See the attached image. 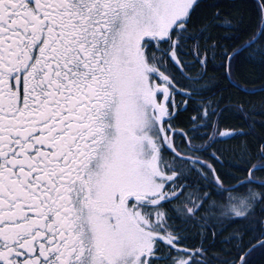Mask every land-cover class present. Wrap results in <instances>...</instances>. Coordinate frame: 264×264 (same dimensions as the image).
Returning <instances> with one entry per match:
<instances>
[{
    "label": "snow or ice",
    "instance_id": "1",
    "mask_svg": "<svg viewBox=\"0 0 264 264\" xmlns=\"http://www.w3.org/2000/svg\"><path fill=\"white\" fill-rule=\"evenodd\" d=\"M200 7L0 0V264H253L264 253V121L236 99L247 124L221 128L208 77L219 60L230 87L255 91L235 72L243 56L264 78V0L239 46L209 36L236 30L227 14L193 23ZM240 137L252 141L232 160L245 175L219 172L228 150L216 145ZM224 216L242 227L221 239Z\"/></svg>",
    "mask_w": 264,
    "mask_h": 264
},
{
    "label": "trees",
    "instance_id": "2",
    "mask_svg": "<svg viewBox=\"0 0 264 264\" xmlns=\"http://www.w3.org/2000/svg\"><path fill=\"white\" fill-rule=\"evenodd\" d=\"M216 12L227 14L236 25V30L225 31L224 28L216 27L209 33L210 38L219 40L224 47L239 46V43L247 37L256 23L254 0H201V7L193 17V23L199 25L205 21H211ZM220 63L219 60L216 61L217 70L215 71L212 70V66H209L208 77L215 78L213 87L215 93L214 98L220 100V106L224 109L221 117V128L225 130L236 129L244 127L247 124L248 121L245 119L244 115L235 107L236 99L251 102L256 105L257 111L255 118L258 121L257 127L259 128V122L264 121V114L261 113L259 104V101L264 99V92L260 91V89L264 87V78H262L261 70L245 61L243 56L240 58L235 72V79L240 82L243 88L255 90L254 92H245L240 88L230 87L228 81L222 79L223 72L222 69L218 67ZM180 82L186 83L183 80ZM181 99L182 97L177 96L176 102L179 103ZM230 99L233 101L231 105L229 104ZM194 108L195 106L190 102L189 111L185 112L180 120L177 121V126L180 131H189V120L196 114ZM174 139H176V137H174ZM177 142H179V140H177ZM197 142L201 143L202 141ZM242 142L251 144L252 141L250 137H240L230 140L226 144L216 145V149L228 150L225 151L222 156L224 167L221 168L219 165H216L219 172L234 176L245 175V166H237L232 162L233 156L236 155L239 145H241ZM214 150L215 149H210L208 155ZM257 177L258 179L264 180V173H257ZM227 203L226 200H217V205L223 204L225 206L224 211H227ZM216 215H220V212L218 211ZM241 227L242 225L239 223H229L228 217L224 216L219 222L217 230L223 229V237H221V239H223ZM192 239L193 237L190 235L189 243H191ZM226 247L229 246L223 245L217 240L215 242V254L222 257L223 254L220 250ZM253 264H264V253L257 252L253 257Z\"/></svg>",
    "mask_w": 264,
    "mask_h": 264
}]
</instances>
